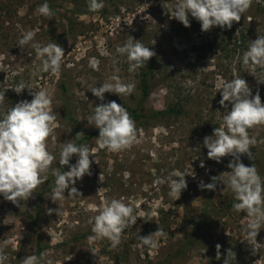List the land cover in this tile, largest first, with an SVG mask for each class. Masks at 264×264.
I'll return each mask as SVG.
<instances>
[{
	"label": "rangeland",
	"instance_id": "374dc122",
	"mask_svg": "<svg viewBox=\"0 0 264 264\" xmlns=\"http://www.w3.org/2000/svg\"><path fill=\"white\" fill-rule=\"evenodd\" d=\"M44 2L0 0V93H5L0 115L20 100L33 98L27 88L16 94L13 89L20 82L33 91H49L51 110L57 116L48 139V150L56 157L52 168L59 167L63 143L74 142L73 128L86 135L99 130L87 122L101 103L90 90L100 87L114 74V57L118 60V75L126 83L134 82L136 87L130 96L105 93L104 103L115 100L127 110L138 103L140 73H130L126 57L115 52L130 36L158 54L163 66L158 80L166 78L155 87L144 108L159 111L178 104L184 112L165 119L161 125L136 127V142L121 152L99 148L98 137L85 143L93 156L89 157L91 175L86 174L74 185L80 195L68 196L70 189H66L64 199L57 203L50 198L52 191L44 198L38 226L47 246V259L53 264H223L226 250L232 249L236 252L234 264H264V247L253 254L251 246L243 241L246 213L232 209L236 202L232 191L222 183L217 184L215 191L198 186L201 181L210 183V177L230 171L227 165L233 159L226 156L217 163L208 159V150L203 146L204 137L222 125L226 114L219 104L220 81L244 78L253 95L259 90L264 103V83H257L251 70L242 66L241 59L251 40L264 35L260 0H253L241 20L233 23L238 29L237 37L243 32L244 43L229 39L230 43L225 45H221L220 33L225 29L213 27L202 32L200 22L191 16L190 27L171 18L177 0H102L104 8L98 12L88 10L87 0H47L54 12L51 20L36 11ZM28 30L36 33L33 42L58 43L64 49L58 74L40 72L41 63L30 46L21 51L17 42ZM203 44L207 46L203 52L193 50L194 45ZM92 61L99 62V71L90 67ZM63 80L70 87L74 122L63 113ZM249 135L257 140L250 149L254 160L243 155L241 162L246 166L255 164L264 179V126L249 129ZM77 159L78 156L70 164ZM201 161L204 167L200 166ZM174 171L186 174L187 181V188L176 200L168 195L167 183L154 184L157 177ZM52 178L49 174L48 180L35 189L34 196L20 201V206L0 195V241H10L5 264H18L25 256L35 255L36 235L24 214L36 211L39 194ZM111 198H123L137 217L136 223L124 230L121 243L115 248L108 239H89L97 209L104 199ZM50 208L59 209L58 215H49ZM206 209L209 213L205 227L191 239L193 222L201 221ZM158 228L165 233L158 239L159 247L143 246L140 236H148ZM257 242L264 244V228ZM216 244L222 246L220 260L216 259ZM205 248L207 251L202 253Z\"/></svg>",
	"mask_w": 264,
	"mask_h": 264
},
{
	"label": "clouds",
	"instance_id": "9594fccd",
	"mask_svg": "<svg viewBox=\"0 0 264 264\" xmlns=\"http://www.w3.org/2000/svg\"><path fill=\"white\" fill-rule=\"evenodd\" d=\"M87 3L90 12H98L104 8L102 0H87ZM252 3L253 0H177L170 15L185 27L191 26L189 16L195 18L200 22L202 32H208L213 27L231 29L233 23L241 20L242 14L250 9ZM145 5L149 7L148 4ZM36 11L49 20L54 16L47 0L39 5ZM35 35L34 31L28 30L18 40L17 45L22 52L25 51V46L35 50L36 58L41 63L40 72L50 71L54 75L58 74L65 56L64 49L58 43L41 45L33 42ZM115 52L117 56L126 57L130 73L144 67L155 55L153 50L131 36L123 45L117 46ZM241 59L242 66L251 70L250 74L256 78L257 83H264V35H258L257 39L251 40ZM117 63L118 60L114 57V74L100 87L91 88L90 91L101 103L87 118L89 126L99 129V136L96 138L98 147L111 152L131 148L137 135L135 121L122 104L115 100L104 103L105 93H113L119 97L130 96L136 87L134 82L126 83L121 79L118 75L120 69L115 67ZM90 67L99 71V62L92 61ZM217 87L222 97L219 104L226 109V114L223 116L222 125L214 128L212 135L204 137L203 146L208 150V159L217 163L226 156L233 159L227 165L230 171L210 177V183L201 181L198 186L201 190L215 191L217 184L222 183L232 191L236 201L232 209L246 213L243 241L251 246L255 254L260 247H264V244L257 242V236L264 228V179L258 173L256 165L246 166L241 162V156L246 155L250 160H254L250 149L256 145L257 140L249 135V129L264 126V103L261 102L259 90L253 95L244 78L221 80ZM26 88L33 97L31 101L20 100L5 114L0 115V195L20 206V201L34 196L35 189L48 180L49 174L55 177L50 195L53 203L64 199L66 189H70L68 196L80 195L74 185L86 174L91 175V150L86 144L77 146L72 140L66 141L60 151L59 167L52 168L56 157L48 150V139L53 132L57 116L51 110V95L46 88L33 91L24 82H20L13 90L20 95ZM4 99L5 93H0V103ZM229 106L230 110H227ZM83 135L81 132L76 136ZM74 155L78 156V159L75 164H70ZM64 166H68L69 170L61 171ZM200 166H205L203 161ZM185 175L174 171L166 177H157L154 184L167 183L170 187L168 195L176 200L182 190L187 188ZM53 212L58 215L59 209H48L49 215ZM97 212L91 228L93 235L89 236V239H108L113 248L121 243L124 230L137 221L133 207L126 204L123 198L104 199ZM164 235L163 230L158 228L148 236H140V241L144 246L157 249L158 239ZM9 243L7 239L0 241V264H5L8 259L6 248ZM221 247L220 244L215 246L217 260L221 259ZM206 251L207 248L203 249L202 253ZM234 262L236 252L227 249L223 264ZM20 264H53V261L47 259V253H41L39 256H25L20 260Z\"/></svg>",
	"mask_w": 264,
	"mask_h": 264
},
{
	"label": "trees",
	"instance_id": "16d2710c",
	"mask_svg": "<svg viewBox=\"0 0 264 264\" xmlns=\"http://www.w3.org/2000/svg\"><path fill=\"white\" fill-rule=\"evenodd\" d=\"M260 4H263L261 11H264V0H260ZM261 6V5H260ZM81 13H83V11H80ZM238 32V29L235 28L234 26H232L231 29H225L223 30L221 33L222 35V44L221 45H225L227 42L230 43L229 39H235L241 40V43H244V34L243 32L240 34L239 37L236 36ZM215 34H219L218 31L215 32ZM220 35V34H219ZM218 35V36H219ZM206 45H201V46H197L194 45L193 46V50L197 51V52H203V50L206 48ZM208 48H212V45ZM162 64L159 60V56L158 54H155L150 60L149 62H147V64L138 69L139 71V78H140V83H139V98H138V103L136 104V106H129L128 110L129 113L132 117V119L135 121L136 127H144V126H156V125H161L162 123H164L165 119L167 118H171L173 116H178L180 114H183V110H181V108L179 107V105L175 104L169 108H167L166 110H159V111H155V110H146L144 108V105L146 104V102L149 100V98L152 95L153 90L155 89V87L159 84L162 83L166 80V78H163L162 80H158V75L161 74L162 72ZM60 88L62 91V100L64 103V116L70 121V122H74V116H73V107H72V99L70 96V87L68 85V83L63 80L60 84ZM136 95H134L135 98ZM74 131V143L79 146V145H84L85 143L92 141L94 138L99 136V130L90 133V134H84L83 136H79L77 137V133H81L77 128H73ZM76 157V155H74L72 157V159L70 160V162H72L74 160V158ZM61 171H67V166H64V169L61 168ZM54 180L55 177L53 176L52 180H49V182L46 184V187L44 188L43 191L40 192L39 194V200L36 204V211L34 213H25L24 217L25 220L30 224V228L33 230V232L36 235V253L35 255L39 256L41 253H44L47 249V246L44 245L43 242V237L39 231V220H40V216L42 213V209H43V202H44V198L45 196L52 191V188L54 187ZM206 198L207 200L210 199L209 194H206ZM234 201H230V203H233ZM227 206V204L225 205V207ZM229 206V205H228ZM209 208V207H208ZM230 209V208H229ZM208 213H209V209H206L204 211V218L201 221H194L193 225H194V229H193V233L190 234V238H195L200 232L201 230L205 227L206 224V218L208 217ZM190 242V240H189ZM144 246V245H143ZM21 254V252L19 253V255ZM23 254L20 255L21 258H23ZM20 264V263H18ZM152 264V263H151Z\"/></svg>",
	"mask_w": 264,
	"mask_h": 264
}]
</instances>
